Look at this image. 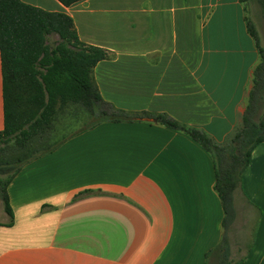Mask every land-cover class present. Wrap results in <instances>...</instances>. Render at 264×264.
I'll return each mask as SVG.
<instances>
[{
  "label": "crops",
  "instance_id": "crops-1",
  "mask_svg": "<svg viewBox=\"0 0 264 264\" xmlns=\"http://www.w3.org/2000/svg\"><path fill=\"white\" fill-rule=\"evenodd\" d=\"M20 1L65 12L79 40L106 53L92 81L133 120L77 132L20 169L7 187L12 220L0 198V264H206L223 236L212 156L154 116L218 144L241 126L260 61L245 3ZM241 191L234 222L243 201L258 223L234 264H264V143L252 151Z\"/></svg>",
  "mask_w": 264,
  "mask_h": 264
},
{
  "label": "trees",
  "instance_id": "trees-1",
  "mask_svg": "<svg viewBox=\"0 0 264 264\" xmlns=\"http://www.w3.org/2000/svg\"><path fill=\"white\" fill-rule=\"evenodd\" d=\"M58 1L69 7L82 0ZM240 1L246 3L248 0ZM257 3L264 27V0H257ZM245 21L260 61L253 70L252 88L241 126L224 143L218 144L200 130L179 125L165 115L154 116L161 125L189 135L212 156L214 191L223 210V236L220 244L206 253V264L209 261L211 264H232L227 235L236 218V196L242 190V174L248 167L253 149L264 143V116L256 121L258 103L264 96V47L260 45L254 25L247 17ZM53 36L56 40L51 43L49 40ZM0 57L4 100L0 143L14 141L22 152H33L29 158L18 159L13 170L0 165L1 172L11 171L6 181L0 180V198L12 220L7 187L25 164L61 145L62 142L42 146L51 137L58 109L78 106L93 117L92 122L79 132L102 122H127L133 117L114 109L101 98L91 74L96 64L106 58V53L82 43L72 18L65 12H48L20 0H0ZM90 193L93 191L84 190L79 194Z\"/></svg>",
  "mask_w": 264,
  "mask_h": 264
},
{
  "label": "rangeland",
  "instance_id": "rangeland-1",
  "mask_svg": "<svg viewBox=\"0 0 264 264\" xmlns=\"http://www.w3.org/2000/svg\"><path fill=\"white\" fill-rule=\"evenodd\" d=\"M247 18L254 25L260 39V45L264 47V27L263 19L261 17L260 7L257 0H248L246 3ZM56 37L50 38L49 42L53 43ZM264 116V96L258 103V112L256 121H259ZM93 120L88 112L79 108L78 106H67L63 109H58L55 115L53 124L54 128L51 133V137L42 143L43 147H50L57 143L64 141L73 134L79 132L84 127L88 126ZM32 150L21 151L14 141L8 144L0 143V165L1 167L13 168L17 165L18 159H26L31 157ZM7 165V166H6ZM11 171H0V180L6 181L10 177ZM239 213L236 221L230 226L228 231V243L230 247L231 258L230 261L234 264V261L241 256L246 248H249L251 241L254 239L255 227L258 223V219L252 217L249 207L243 202H239ZM3 212V208L0 207V217ZM209 264L211 262L209 261Z\"/></svg>",
  "mask_w": 264,
  "mask_h": 264
}]
</instances>
